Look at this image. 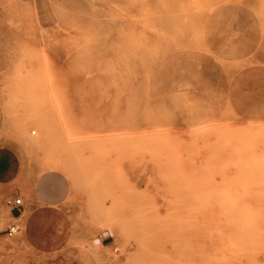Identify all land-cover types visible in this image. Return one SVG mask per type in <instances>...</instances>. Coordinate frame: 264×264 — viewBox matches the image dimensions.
Masks as SVG:
<instances>
[{"label":"rangeland","instance_id":"374dc122","mask_svg":"<svg viewBox=\"0 0 264 264\" xmlns=\"http://www.w3.org/2000/svg\"><path fill=\"white\" fill-rule=\"evenodd\" d=\"M12 262L264 264V0H0Z\"/></svg>","mask_w":264,"mask_h":264},{"label":"built area","instance_id":"2783aa9c","mask_svg":"<svg viewBox=\"0 0 264 264\" xmlns=\"http://www.w3.org/2000/svg\"><path fill=\"white\" fill-rule=\"evenodd\" d=\"M6 203H7L8 206L11 207V209H18L19 207L22 206V203H21V199L20 198H15L13 200L12 199H9V200H7ZM17 230H19V228H17L14 225H11L10 227H8L6 229L8 235H12Z\"/></svg>","mask_w":264,"mask_h":264},{"label":"bare ground","instance_id":"6f19581e","mask_svg":"<svg viewBox=\"0 0 264 264\" xmlns=\"http://www.w3.org/2000/svg\"><path fill=\"white\" fill-rule=\"evenodd\" d=\"M127 3V2H126ZM130 7H131V5H130ZM140 9V8H139ZM133 11V10H132ZM135 12H136V9H135ZM208 12V11H207ZM140 13V12H139ZM141 15V14H140ZM126 17H128V16H126ZM145 17V16H144ZM159 17V16H158ZM142 26V25H141ZM142 28V27H141ZM181 28V27H180ZM131 33V32H130ZM141 47V46H140ZM120 54V53H119ZM192 60H193V58H192ZM125 66V65H124ZM178 66V65H177ZM164 67V66H163ZM181 67V66H180ZM167 68V67H166ZM116 73V72H115ZM175 74V73H174ZM174 76V75H173ZM174 77H176V76H174ZM147 83V82H146ZM133 85V84H132ZM125 91V90H124ZM127 95V94H126ZM132 97V96H131ZM184 100V99H183ZM183 100H182V102H183ZM159 101V100H158ZM183 105V104H182ZM140 107V106H139ZM171 107V106H170ZM173 107V106H172ZM137 110H138V108H137ZM136 114V113H135ZM157 115H159V114H157ZM181 119H183V118H181ZM147 122V121H146ZM196 127V126H195ZM158 128H160V127H158ZM193 128V127H192ZM196 128H198V127H196ZM140 130V129H139ZM188 130H190V129H188ZM192 130H194V128L192 129ZM156 132V131H155ZM195 132V131H194ZM157 133V132H156ZM154 136V135H153ZM140 139H142V138H140ZM142 141V140H141ZM155 141V140H154ZM193 141V140H192ZM153 142V141H152ZM159 142V141H158ZM151 143V142H150ZM153 144H155L154 142H153ZM188 145V144H187ZM45 167V166H44ZM45 169V168H44ZM44 171V170H43ZM39 174H40V172H39ZM38 174V175H39ZM8 217L9 218H12L13 220L14 219H16V218H14V217H12L10 214H8Z\"/></svg>","mask_w":264,"mask_h":264},{"label":"crops","instance_id":"0c3cea01","mask_svg":"<svg viewBox=\"0 0 264 264\" xmlns=\"http://www.w3.org/2000/svg\"><path fill=\"white\" fill-rule=\"evenodd\" d=\"M20 211V209H10L9 210V214L14 217V218H18L20 215H18V212ZM9 264H25L23 262H12V263H9Z\"/></svg>","mask_w":264,"mask_h":264}]
</instances>
